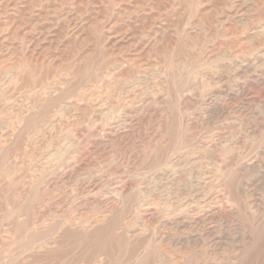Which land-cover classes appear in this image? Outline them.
<instances>
[{"label":"rangeland","instance_id":"obj_1","mask_svg":"<svg viewBox=\"0 0 264 264\" xmlns=\"http://www.w3.org/2000/svg\"><path fill=\"white\" fill-rule=\"evenodd\" d=\"M0 264H264V0H0Z\"/></svg>","mask_w":264,"mask_h":264},{"label":"bare ground","instance_id":"obj_2","mask_svg":"<svg viewBox=\"0 0 264 264\" xmlns=\"http://www.w3.org/2000/svg\"><path fill=\"white\" fill-rule=\"evenodd\" d=\"M221 4V3H220ZM249 8V7H248ZM66 15V14H65ZM251 21V20H250ZM24 23V22H23ZM96 24V23H95ZM21 26V25H20ZM27 26V25H26ZM29 27V26H28ZM27 30V29H26ZM109 30V29H108ZM28 31H29V29H28ZM28 31H26L27 33H29ZM40 32V31H39ZM38 32V33H39ZM41 34V33H40ZM38 35V34H37ZM36 36V35H35ZM125 39V38H124ZM122 40V39H121ZM47 41V40H46ZM146 42V41H145ZM147 43V42H146ZM145 44V43H144ZM147 45V44H146ZM248 63V62H247ZM252 63V62H251ZM111 74V73H110ZM217 81V80H216ZM109 95V94H108ZM243 99V98H242ZM101 101V100H100ZM91 102V101H90ZM247 117V116H246ZM232 141V140H231ZM6 147V146H5ZM190 234V233H189ZM2 235V234H1ZM248 235V234H247ZM6 236V235H5ZM4 236V237H5ZM217 243V242H216ZM5 250V249H4ZM5 258V257H4ZM3 259V258H2Z\"/></svg>","mask_w":264,"mask_h":264}]
</instances>
